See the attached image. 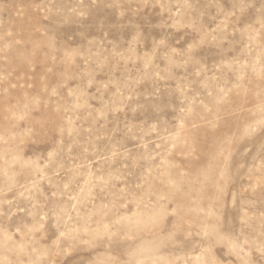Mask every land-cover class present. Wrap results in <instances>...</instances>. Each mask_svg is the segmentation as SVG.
I'll use <instances>...</instances> for the list:
<instances>
[{"label":"rangeland","instance_id":"obj_1","mask_svg":"<svg viewBox=\"0 0 264 264\" xmlns=\"http://www.w3.org/2000/svg\"><path fill=\"white\" fill-rule=\"evenodd\" d=\"M0 264H264V0H0Z\"/></svg>","mask_w":264,"mask_h":264}]
</instances>
